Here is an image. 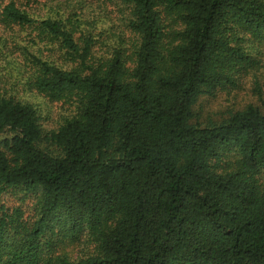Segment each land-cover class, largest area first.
<instances>
[{"label": "trees", "instance_id": "obj_1", "mask_svg": "<svg viewBox=\"0 0 264 264\" xmlns=\"http://www.w3.org/2000/svg\"><path fill=\"white\" fill-rule=\"evenodd\" d=\"M0 264H264V0H0Z\"/></svg>", "mask_w": 264, "mask_h": 264}, {"label": "rangeland", "instance_id": "obj_2", "mask_svg": "<svg viewBox=\"0 0 264 264\" xmlns=\"http://www.w3.org/2000/svg\"><path fill=\"white\" fill-rule=\"evenodd\" d=\"M94 19L97 22V27L98 28H102V27H107V23L104 22L102 20V17H94ZM246 96V95H245ZM29 97V99H35L36 103L40 106L42 114H49L47 112L51 113V118L54 119H58L59 114L63 113L62 111H59V108L56 105H50V106H46L41 99L37 98V97H32V96H27ZM240 99L241 100H247V98L243 97L240 95ZM43 106H42V105ZM225 102H224V94H220L218 95L214 100H205L203 101V107L204 110L206 112H219L223 106H224ZM5 202L8 204V206H12V205H17V201L15 196H13L12 194H8L7 197L5 198ZM28 204H30V199L27 200L26 204H25V208L28 206Z\"/></svg>", "mask_w": 264, "mask_h": 264}]
</instances>
